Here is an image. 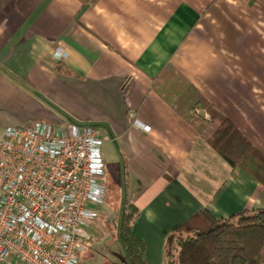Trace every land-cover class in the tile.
Segmentation results:
<instances>
[{
  "label": "crops",
  "instance_id": "obj_1",
  "mask_svg": "<svg viewBox=\"0 0 264 264\" xmlns=\"http://www.w3.org/2000/svg\"><path fill=\"white\" fill-rule=\"evenodd\" d=\"M169 64L264 153V0H0V139L35 121L98 128L107 176L112 161L123 184L127 171L151 264L202 210L264 209V186L155 92ZM89 246L80 264H115Z\"/></svg>",
  "mask_w": 264,
  "mask_h": 264
},
{
  "label": "built area",
  "instance_id": "obj_2",
  "mask_svg": "<svg viewBox=\"0 0 264 264\" xmlns=\"http://www.w3.org/2000/svg\"><path fill=\"white\" fill-rule=\"evenodd\" d=\"M65 56L55 52L57 59ZM103 145L98 128L72 122L5 129L0 264H80L107 200Z\"/></svg>",
  "mask_w": 264,
  "mask_h": 264
},
{
  "label": "trees",
  "instance_id": "obj_3",
  "mask_svg": "<svg viewBox=\"0 0 264 264\" xmlns=\"http://www.w3.org/2000/svg\"><path fill=\"white\" fill-rule=\"evenodd\" d=\"M79 1L87 5L91 0ZM153 88L219 156L264 186V153L181 72L167 65ZM124 180L120 243L129 264H151L146 258V244L133 233L140 212L131 203L126 170ZM164 255L166 264H264V209L246 210L223 219L202 210L168 235Z\"/></svg>",
  "mask_w": 264,
  "mask_h": 264
},
{
  "label": "rangeland",
  "instance_id": "obj_4",
  "mask_svg": "<svg viewBox=\"0 0 264 264\" xmlns=\"http://www.w3.org/2000/svg\"><path fill=\"white\" fill-rule=\"evenodd\" d=\"M106 149L108 150L107 146H105ZM107 158L109 157L106 155V161L109 160ZM113 162L112 164L109 163L111 170L105 178V185L108 190L107 200L105 205L100 209V218L93 225L91 231L92 238L88 248L91 245L97 248H106L107 253L105 255L107 254L110 257V261H113L115 264H129L127 253L121 246L119 239V222L124 202L123 175L117 172L116 168L118 170L119 168ZM86 246H84L82 256ZM99 258L103 260V255L99 256Z\"/></svg>",
  "mask_w": 264,
  "mask_h": 264
}]
</instances>
